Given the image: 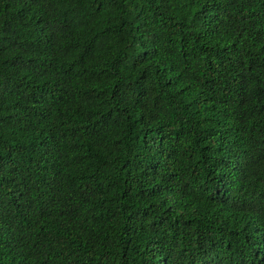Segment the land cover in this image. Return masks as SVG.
Instances as JSON below:
<instances>
[{"label": "trees", "instance_id": "16d2710c", "mask_svg": "<svg viewBox=\"0 0 264 264\" xmlns=\"http://www.w3.org/2000/svg\"><path fill=\"white\" fill-rule=\"evenodd\" d=\"M0 264H264V0H0Z\"/></svg>", "mask_w": 264, "mask_h": 264}]
</instances>
